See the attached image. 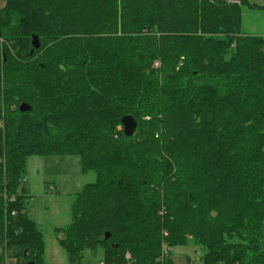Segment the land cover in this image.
Returning a JSON list of instances; mask_svg holds the SVG:
<instances>
[{"label":"trees","instance_id":"1","mask_svg":"<svg viewBox=\"0 0 264 264\" xmlns=\"http://www.w3.org/2000/svg\"><path fill=\"white\" fill-rule=\"evenodd\" d=\"M255 4L0 0V264H47L21 180L52 154L95 173L59 228L70 264L85 250L173 264L164 243L199 247L196 264H264V37L242 31Z\"/></svg>","mask_w":264,"mask_h":264},{"label":"rangeland","instance_id":"2","mask_svg":"<svg viewBox=\"0 0 264 264\" xmlns=\"http://www.w3.org/2000/svg\"><path fill=\"white\" fill-rule=\"evenodd\" d=\"M259 5H243L242 31L264 37V0H252ZM4 4V3H2ZM159 61L155 62L158 66ZM81 157L77 154L32 155L27 161L21 182L26 185L30 216L44 235L47 264H70L67 253L59 243L64 238L63 228L70 224L71 206L75 196L88 182L95 180V173H84ZM28 181H23L24 179ZM203 251L190 245L170 248L167 255L173 264L199 262ZM102 253L83 251V264H97Z\"/></svg>","mask_w":264,"mask_h":264},{"label":"water","instance_id":"3","mask_svg":"<svg viewBox=\"0 0 264 264\" xmlns=\"http://www.w3.org/2000/svg\"><path fill=\"white\" fill-rule=\"evenodd\" d=\"M33 44H34V47L36 48L40 47L38 36H34ZM0 91H1V87H0ZM20 110L22 112L31 111L32 107L28 105L27 103H22L20 105ZM122 125H124L125 135L130 137L136 133L138 122L135 120V118L132 115H126L122 118Z\"/></svg>","mask_w":264,"mask_h":264},{"label":"built area","instance_id":"4","mask_svg":"<svg viewBox=\"0 0 264 264\" xmlns=\"http://www.w3.org/2000/svg\"><path fill=\"white\" fill-rule=\"evenodd\" d=\"M228 1H232V0H228ZM23 181H26V178L23 180ZM15 212H13L14 214ZM167 250H168V247L167 245L164 243L163 245V256L165 257L166 253H167ZM98 264H105L104 261H99ZM193 264H196V263H193Z\"/></svg>","mask_w":264,"mask_h":264},{"label":"bare ground","instance_id":"5","mask_svg":"<svg viewBox=\"0 0 264 264\" xmlns=\"http://www.w3.org/2000/svg\"><path fill=\"white\" fill-rule=\"evenodd\" d=\"M133 116V115H132ZM134 117V116H133ZM135 118V117H134ZM136 120V119H135ZM137 121V120H136ZM123 128H124V125H123ZM120 129H122V127L120 128ZM125 132V131H124ZM28 180L26 179V182H27ZM167 247H168V250H167V253H168V251L170 250V248L171 247H169L168 245H167ZM167 253H166V255H167Z\"/></svg>","mask_w":264,"mask_h":264}]
</instances>
